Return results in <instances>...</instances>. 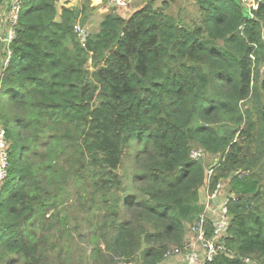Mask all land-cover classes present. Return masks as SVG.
<instances>
[{
  "label": "trees",
  "instance_id": "trees-1",
  "mask_svg": "<svg viewBox=\"0 0 264 264\" xmlns=\"http://www.w3.org/2000/svg\"><path fill=\"white\" fill-rule=\"evenodd\" d=\"M58 1H22L0 74V264H57L68 243L49 242L48 220L67 231L72 192L96 219L90 264H160L219 182L236 197L233 256L209 264H264V0L253 16L240 0H195L191 23L166 5L112 7L85 46L73 25L97 7ZM207 157H219L208 180Z\"/></svg>",
  "mask_w": 264,
  "mask_h": 264
},
{
  "label": "built area",
  "instance_id": "built-area-1",
  "mask_svg": "<svg viewBox=\"0 0 264 264\" xmlns=\"http://www.w3.org/2000/svg\"><path fill=\"white\" fill-rule=\"evenodd\" d=\"M23 0H8L0 6V52L3 50V56L0 53L2 70L7 66L11 56L10 45L15 38V27L18 22V16ZM92 1V0H91ZM132 0H109L113 5L115 12L125 10ZM242 4L251 11L258 8L256 0H240ZM74 32L82 46L86 45L89 33L79 23H74ZM7 151L8 143L5 139V131L0 126V187L3 179L6 177L7 170ZM191 157L200 160L205 157L202 150H193ZM213 166L208 169V179L213 174ZM207 179V180H208ZM208 187V201L203 206V211L199 214L197 220L190 224L189 232L192 236L190 241H185L183 247H177L168 251L165 258L179 256L183 264H209L220 255L233 256L232 251L226 245L230 217L228 204L236 200L234 194L224 193V184L219 182L215 189L210 192ZM224 194L222 200L212 204L215 197ZM211 223V232L208 233L206 225ZM249 262V259H245Z\"/></svg>",
  "mask_w": 264,
  "mask_h": 264
},
{
  "label": "rangeland",
  "instance_id": "rangeland-1",
  "mask_svg": "<svg viewBox=\"0 0 264 264\" xmlns=\"http://www.w3.org/2000/svg\"><path fill=\"white\" fill-rule=\"evenodd\" d=\"M80 4L77 5L79 7L84 0H78ZM93 1L95 4H98L100 0H92L90 1V5H93ZM65 0H59L57 3V8H61L62 4ZM165 3V4H164ZM146 5H152L154 8H164L165 12L176 18H181L184 22L191 23L194 20H197L199 16V9L195 0H132L130 4H128L127 9L125 10H117L116 14L120 15L123 18H128L134 11L140 9ZM96 10H88L89 20L84 23L82 21H77L84 29L87 30L89 36L97 32L99 28V24L103 18V13L108 9L110 10L113 5L109 2V0H102V3L99 6H96ZM264 39V37H263ZM3 56V50L0 52ZM2 72V62L0 61V74ZM264 77V53H262L261 61L257 65L256 73H255V86L259 87L261 79ZM251 103L243 104L244 108L250 107ZM1 126V125H0ZM204 165L206 166V173L208 172V168L210 166H215L219 163V157L210 158L207 157L203 160ZM213 163V164H212ZM212 164V165H211ZM237 171H233L231 175H235ZM208 179V174H207ZM227 189V183L224 187V190ZM66 210L65 213L68 215L69 224L68 229L61 230L59 224H54V226H50L53 222L48 220V228H52L53 230L48 232L47 234L50 237V243H62L63 241H67V248L56 250L60 252V259L57 264H90L88 262V257L91 252L92 246L89 242L90 238V220L95 221L96 219L87 214V212L83 211V208L79 204L78 199L76 198L74 192L70 194V199L64 204ZM90 214V213H89ZM62 232L66 234H70L71 236L64 237L62 236ZM63 245V244H62ZM60 248V247H59ZM56 254V253H54ZM123 264V263H118Z\"/></svg>",
  "mask_w": 264,
  "mask_h": 264
},
{
  "label": "crops",
  "instance_id": "crops-1",
  "mask_svg": "<svg viewBox=\"0 0 264 264\" xmlns=\"http://www.w3.org/2000/svg\"><path fill=\"white\" fill-rule=\"evenodd\" d=\"M67 1H69V3H70L69 5L70 6H77L78 4H80L78 0H67ZM89 1H91V0H89ZM100 3H102V0L100 1ZM100 3L95 4L94 1H93V5L92 6H94V7L99 6ZM59 10H60V8L58 9V11ZM59 19H60V17H59V14H58L57 20H59ZM225 192L226 191H224V193ZM223 196H224V194H221V195H218L217 197H215L213 202H212V204L216 205L217 203H219L222 200ZM207 201H208V187L206 185V186L202 187V189L200 191V203H201L202 206H204V204ZM189 226L190 225H188V230H187V233H186L185 241H190L192 239V236L190 235V232H189ZM160 264H183V262H182L181 257L174 256V257L165 258Z\"/></svg>",
  "mask_w": 264,
  "mask_h": 264
},
{
  "label": "bare ground",
  "instance_id": "bare-ground-1",
  "mask_svg": "<svg viewBox=\"0 0 264 264\" xmlns=\"http://www.w3.org/2000/svg\"><path fill=\"white\" fill-rule=\"evenodd\" d=\"M101 1V0H100ZM100 1H98V2H100Z\"/></svg>",
  "mask_w": 264,
  "mask_h": 264
}]
</instances>
